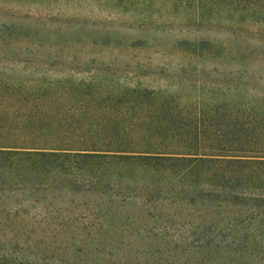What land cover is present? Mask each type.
I'll list each match as a JSON object with an SVG mask.
<instances>
[{"label": "rangeland", "instance_id": "1", "mask_svg": "<svg viewBox=\"0 0 264 264\" xmlns=\"http://www.w3.org/2000/svg\"><path fill=\"white\" fill-rule=\"evenodd\" d=\"M0 80L46 91L64 124L96 111L162 149L229 151L237 105L264 102V0H0ZM86 165L78 180L0 184V252L20 264H230L234 249L253 253L250 264L264 258V231L241 216L264 213L258 176L235 182L254 194L234 210L218 193L141 187L118 179L126 168L106 181Z\"/></svg>", "mask_w": 264, "mask_h": 264}, {"label": "trees", "instance_id": "2", "mask_svg": "<svg viewBox=\"0 0 264 264\" xmlns=\"http://www.w3.org/2000/svg\"><path fill=\"white\" fill-rule=\"evenodd\" d=\"M31 1L49 5L56 0ZM69 1L73 0H66ZM128 92L133 96L144 94L136 90ZM54 103L55 99L46 91L0 80V184L47 185L78 180L84 175L80 165L88 163L101 169L100 177L109 176L105 171L112 168L133 169L129 176L118 179L129 178L128 182L133 181L141 187L168 182L218 193L221 201H226L229 207L236 206L234 210L239 205L236 199L251 198L247 196L254 194L246 190L247 187L236 190L235 182L254 181L258 176L262 183L259 188L264 186V172H256L264 169L263 101L237 105L231 150L215 148L203 152L200 149L166 150L156 143L143 141L151 133L141 127L143 132L137 135L124 122L123 125L119 123L113 114L111 118L104 115L100 118L93 111L94 120L85 125H74L69 119L64 124ZM136 136L140 140L138 144L133 141ZM223 150L227 152H221ZM103 179L111 181L112 176ZM259 194L264 204V191ZM215 210L221 214L220 208ZM241 216L252 220L256 229L264 231V213L259 212L256 219L245 214ZM250 255L253 253L247 250L234 249L230 253L231 260L226 261L250 264ZM255 260L257 264H263L264 258L257 256ZM20 262L40 264L30 260ZM0 264L20 263L9 259V254L0 252Z\"/></svg>", "mask_w": 264, "mask_h": 264}]
</instances>
